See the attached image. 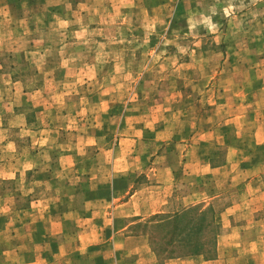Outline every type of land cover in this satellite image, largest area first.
Here are the masks:
<instances>
[{"label": "rangeland", "instance_id": "rangeland-1", "mask_svg": "<svg viewBox=\"0 0 264 264\" xmlns=\"http://www.w3.org/2000/svg\"><path fill=\"white\" fill-rule=\"evenodd\" d=\"M69 212L79 256L35 263L214 264L264 224V0H0V264Z\"/></svg>", "mask_w": 264, "mask_h": 264}, {"label": "crops", "instance_id": "crops-1", "mask_svg": "<svg viewBox=\"0 0 264 264\" xmlns=\"http://www.w3.org/2000/svg\"><path fill=\"white\" fill-rule=\"evenodd\" d=\"M10 82H12L10 80ZM15 84H17L15 82ZM18 85H21L18 83ZM20 92L16 91V95L19 94ZM22 93V92H21ZM20 97H25L26 93L19 94ZM17 117V116H14ZM11 143V142H10ZM17 161V160H15ZM20 165L16 162V164L13 167H17V169H14V172L9 174L8 178L9 179H14L16 175L22 176L23 172L20 169ZM32 167L26 166L24 167L23 171L30 170ZM19 172V173H17ZM167 181L163 183L162 185L158 186L159 187V192L155 194V196L150 197V202H149V209L151 210L150 214H155V213H174V212H179L181 209H173L172 207L174 205H177L179 203H174V201L170 202V193L167 194V189L170 186L171 183V177L166 179ZM183 207V206H182ZM45 213V211H44ZM46 213H50L49 209L46 211ZM71 214L75 215L74 212H69L66 214H60V216H55V218L49 217V221L52 226H56L55 231H50L48 233H45L47 236L44 241V251L38 250V252H34V256H36L35 260H31L29 264H37L35 261H41L42 259H47L46 262H60L64 259V257H70L74 261L75 258H77L81 252V237L80 235L76 234V236L73 237H65L64 236V225H65V219H68ZM226 215L225 212H222L218 214V217L222 220V218ZM136 216H140L139 214ZM244 230V231H243ZM248 232L251 231V236L248 240V242L244 243L243 242V237L246 234V231ZM264 230V224L260 222H249L248 225H243L241 227L237 225H232L230 222H225L222 226V232L218 236L217 240V251H223L226 249L227 246H231L233 244L235 247L240 246V248H243L246 246L249 248L248 253L243 255L244 259L242 258V255L237 256L236 258L229 259L226 257L223 252L220 254L216 260H214V264H229L233 263L234 264H239L242 261H245L244 263L241 264H263L261 262V259H257L256 253H252L253 249H255V245L257 243V238H254V233L258 231H263ZM240 233L239 239L236 242H232L233 239L237 238L234 234ZM232 239V240H231ZM90 242V241H89ZM37 243H33V247L36 248ZM55 248V250H54ZM66 248V249H65ZM264 250V249H263ZM147 253V251H146ZM246 256V257H244ZM264 256V254H263ZM47 257V258H46ZM164 264H195L193 259L186 257V258H174V259H169L167 260ZM198 264H207L206 262H200Z\"/></svg>", "mask_w": 264, "mask_h": 264}]
</instances>
